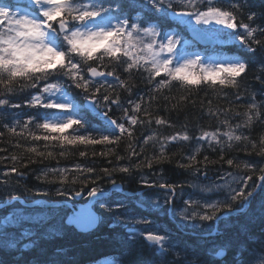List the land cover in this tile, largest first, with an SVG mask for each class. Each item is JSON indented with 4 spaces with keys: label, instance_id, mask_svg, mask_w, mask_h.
<instances>
[{
    "label": "snow or ice",
    "instance_id": "1",
    "mask_svg": "<svg viewBox=\"0 0 264 264\" xmlns=\"http://www.w3.org/2000/svg\"><path fill=\"white\" fill-rule=\"evenodd\" d=\"M255 8V0H0V127L4 129L0 139L7 133L31 144H21L18 139L12 146L21 149V154L0 156V162L10 160L14 165L4 176L14 173L23 177L15 165L27 168L44 160L59 161L80 147L85 149L79 151L81 158L88 156L87 149L100 145L106 151H93V157L115 156L118 162L115 167L99 169V174L95 167L80 163L42 169L38 181L60 185L55 191L59 199L28 201L29 205H43L42 209L30 211L14 205L12 202L20 199L15 195L4 200L8 211L0 217V254L11 259L6 261L0 255V264H77L67 259L70 253L59 241L91 236L105 223L124 231L119 239L111 237L118 251L97 264H252L254 251L264 253V239L249 240L246 232L243 240L215 239L223 234L221 224L226 230L234 216L253 211L254 203L258 205L256 214L264 221V165L225 159V150L234 142H243L245 148L251 144L264 158V135L259 142L244 135L245 129L264 118V93L257 101L253 92L242 114L231 107L210 106L207 115L217 120V127L201 128L195 138L189 135L187 124L183 132L167 137L153 132L139 143L134 132L137 126L153 122L173 127L165 118L153 116L152 105L160 99L175 100L171 110L180 111L193 90L239 89L250 67L246 57L258 47L264 48V27L255 23L264 19V8ZM245 15L248 23L241 19ZM222 36L227 42L238 41L245 54L224 55L217 47L224 42L219 40ZM137 74L149 91L132 100ZM255 79L264 86V65ZM174 86L182 94L178 98L165 96ZM122 92L128 93L126 103ZM79 95L83 101L77 99ZM20 97H24L22 102H12ZM20 109L35 114L27 115L23 122H4L5 112L14 117L25 115L16 111ZM114 109L122 112L119 119L111 115ZM165 110H169L167 106ZM241 115L242 122L233 125L231 119ZM92 119L102 123L93 124ZM125 139L127 158L138 161L134 165L119 163L125 157L116 153ZM193 139L197 146L184 157L187 163L177 162V167L205 180L209 165L226 164L236 171H223L208 184L169 183L162 173L157 174L158 180L141 176L137 181L140 188L164 192L163 201L150 199L143 192H128L111 179L114 173L130 176L145 166L151 169L153 164L170 162L167 146ZM149 144L158 147V154L144 155ZM204 144L212 151L219 149L218 160L207 155L198 159ZM105 177L111 184L107 190L101 186ZM3 183H8L7 179ZM78 183L79 190L69 189L68 185ZM185 187L193 191L184 193ZM25 191H35L40 197L50 194L42 188ZM85 191L87 202L76 203ZM185 194L188 199H183ZM207 194L216 199H208ZM178 197L183 199L179 210ZM130 201L148 215L127 213ZM161 214L174 223L175 232L166 224H156L153 216ZM208 221L215 227L205 224ZM141 241L151 249L147 259ZM31 253L35 255L29 258Z\"/></svg>",
    "mask_w": 264,
    "mask_h": 264
},
{
    "label": "trees",
    "instance_id": "2",
    "mask_svg": "<svg viewBox=\"0 0 264 264\" xmlns=\"http://www.w3.org/2000/svg\"><path fill=\"white\" fill-rule=\"evenodd\" d=\"M256 8L254 10L259 11L261 8H264V0H255ZM247 9H245V13ZM245 23H248L246 19V15L241 17ZM256 24H259L261 27H264V19H258ZM172 27L176 25L171 24ZM223 41L226 42L224 45H218V50L221 51L224 55H244L246 50L241 49L239 47V42H227V37L222 36ZM261 38V37H257ZM250 61V67L248 69L247 75L240 81L239 89H225L224 92H220L219 89L213 91L210 88H201L199 90H193L188 93L189 102L185 105H182L180 111L171 110L172 105L176 103L175 100L164 101L160 99L157 102H154L152 107L154 109L153 116H160L170 121L173 127H169L167 125L157 126L154 122L149 126L145 124L143 127L137 126L134 129L135 137L137 143L142 141L144 136L150 135L153 132H156L158 136L167 137L175 132H183L184 125L187 124L189 135L195 138L199 135V129L204 130H215L217 127V120L215 118H210L207 115V111L211 106L212 109L216 108H229L231 107L235 112L243 113L246 110V105L250 102V97L253 92L257 93L256 99L260 101L262 99L260 93H264V86L255 79L257 75L261 74L262 65H264V48H257L255 54H249L246 57ZM123 78V77H122ZM135 88L134 94L130 97L132 100H136L137 97L141 93H148L149 85L141 78L139 74H137L134 78ZM182 93L178 91V86H174L171 92L165 91V96H175L179 97ZM227 96L225 99L224 96ZM236 96L242 97L240 100H235ZM24 97H20L17 99H13V103H20ZM122 101L126 103V100L129 98L128 93H121ZM79 101H83V95H79L77 97ZM191 101H195L193 105ZM209 101H211V105H209ZM169 109L165 110V107ZM16 111H22L25 115H20L18 117H14L11 112L3 113L4 122H10L12 119H19L23 122L26 119L27 115L35 114L32 110L29 109H20ZM264 111V109H262ZM114 118L119 119L122 115V112L113 110L111 113ZM232 116L233 114L230 112L228 114ZM220 119H224L223 116ZM244 119L243 115L239 117H233L231 119V123L233 125L242 122ZM93 124L102 123L98 119H92ZM0 131H4L2 127H0ZM244 135L250 136L253 141L259 142V139L262 135H264V118H262V122H257L250 129L244 130ZM20 140L21 144H27L31 146L30 143L24 141L22 138L10 137L7 133H5L4 137L0 139V149L6 148V152H0V156H10L12 154H21V149L14 148L12 145ZM43 142H41L42 144ZM128 141L123 140L117 149V155L125 157L124 160L120 161V164H136L138 161L136 158L129 160L128 153L126 151ZM195 139L191 142H180L173 143L167 146L166 151L168 156L171 158L170 162H163L160 164H153L151 169L146 166L140 170H134L132 174L125 175L122 173H114L111 177L112 180H115L117 183H121L125 190L130 192H143L145 193L148 188H140V185L137 181L141 176L147 177L149 180H158L161 177L157 174L162 173V178L167 180L169 183H175L180 181H188L190 178L198 177L203 178L202 176L192 175L190 174L191 170L186 171L183 168L177 167V162L187 163L184 159L185 156L190 155L194 150L192 147L195 144ZM259 149L257 148L256 151ZM58 151V149H57ZM79 151H85L83 147H80L77 151H75L72 155L68 156L64 159H56L52 160H44L43 162H37L29 165V167L24 168L20 165H15L20 172H23L25 175L23 177L17 176L16 174H12L8 177L0 178V202L3 203L9 196H19L24 200H32L34 198L40 197L37 196L35 191L26 192L25 189H36L42 188L47 189L49 191V196L42 197L49 201L59 199L55 196L56 188H58L59 184L48 185L42 181H38L36 179L37 175H39L40 171L44 168H55V167H70L74 163L84 164L86 166L95 167L99 174V169L108 167L112 168L117 166V161L115 156H111L108 158L96 155L93 157L91 153L95 151L99 154L102 151H106L103 146L97 145L94 149L89 148L88 156L81 158L79 157ZM136 151L139 152V147L136 148ZM256 151L252 150L251 144L247 145L245 148V144L243 142H234L232 148L225 150V159L235 158L237 161H249L251 163L257 165H264V158H261L256 154ZM158 154V147H153L152 144L146 146V151L144 155L152 156ZM207 155L210 160H218L220 151L217 148L215 151H212L207 147V144L203 145V150L198 155V159L202 160L203 157ZM143 156L139 159L143 160ZM111 160V163H109ZM23 163V162H21ZM223 163V162H221ZM14 165L10 160H5L0 162V171H6L7 169L13 167ZM223 171H236L235 168H229L226 164H213L209 165V170L207 175L216 176ZM7 179L8 183H3ZM255 179V175L253 176ZM101 186L104 189H107L111 184L107 177L103 179L101 182ZM70 190H79L81 185L78 183L75 186L68 185ZM86 192V191H85ZM147 193V192H146ZM259 200V197H257ZM16 202V201H13ZM12 202V203H13ZM19 202V201H18ZM253 211H249L248 214L241 215L239 217L234 216L232 219L231 225L225 230L224 225L220 226L222 230V235L215 237L217 241H225V240H234L239 238L243 240L245 238L244 233H247V239L249 240H257L264 239V221H261L258 214V205L256 203L252 206ZM0 209V217L2 214L6 212V207L1 206ZM127 213L130 215L141 214L142 216H147L148 213L146 211H141L140 208L136 206V204L132 201L129 202L128 207L125 209ZM153 219L156 223L166 224L175 232L174 223L169 220L167 216H153ZM210 224L214 225L213 222ZM243 229V231H242ZM124 229L121 228H110L108 224H102L99 226L97 231L91 236H70L67 239L59 241L62 243L66 249L70 253L67 259L77 261V264H93V261L99 260L102 257L113 254L118 251L111 237L115 236L117 239L123 234ZM194 235L195 233H191ZM143 245V249L146 248L147 244L141 241ZM144 251V250H143ZM3 258L8 261L11 257L7 254H0ZM35 253H31L29 258L34 256ZM255 259L252 261V264H264V253H260L259 251H254ZM260 255V256H259ZM151 256V249L147 248V254L143 253V258L147 259ZM260 257V258H259ZM135 258V257H129ZM262 259V260H261Z\"/></svg>",
    "mask_w": 264,
    "mask_h": 264
},
{
    "label": "rangeland",
    "instance_id": "3",
    "mask_svg": "<svg viewBox=\"0 0 264 264\" xmlns=\"http://www.w3.org/2000/svg\"><path fill=\"white\" fill-rule=\"evenodd\" d=\"M204 27H206V26H204ZM219 40H221V39L219 38ZM196 146H197V144L195 143L193 145V147H196ZM209 176H212L213 178H208L207 180H205L203 178L200 179V178L197 177L196 179L191 180V183L208 184L211 181H215L217 179V176L216 177H214L213 175H209ZM2 177H4V172L3 171H0V178H2ZM145 178H147V177H145ZM192 191L193 190L191 188H188V187H185V189H184V193H191ZM146 192L149 193V194H146L148 198H150V199H157V198H159L161 201H163V197L165 195L164 192L158 191L156 189H149V188H148V190ZM207 198L208 199H216L215 196H212L210 194H207ZM183 199H188V195L185 194L183 196ZM183 199H180L179 197L177 198V200H176L177 210H179L180 208L183 207ZM29 210L31 211V210H39V209L38 208H29ZM3 214H2V216H3ZM196 223H199V221H197ZM209 223H211V221L205 222V224H209Z\"/></svg>",
    "mask_w": 264,
    "mask_h": 264
},
{
    "label": "bare ground",
    "instance_id": "4",
    "mask_svg": "<svg viewBox=\"0 0 264 264\" xmlns=\"http://www.w3.org/2000/svg\"><path fill=\"white\" fill-rule=\"evenodd\" d=\"M190 180V179H189ZM189 180H188V182H189ZM162 225H165V224H162ZM261 253V252H260ZM260 256V255H259ZM260 258V257H259ZM264 259V258H263ZM262 260V259H261Z\"/></svg>",
    "mask_w": 264,
    "mask_h": 264
},
{
    "label": "water",
    "instance_id": "5",
    "mask_svg": "<svg viewBox=\"0 0 264 264\" xmlns=\"http://www.w3.org/2000/svg\"><path fill=\"white\" fill-rule=\"evenodd\" d=\"M117 185H119V184H117ZM87 202V201H86ZM86 202H84V203H86ZM84 203H82V204H84ZM32 204V203H31Z\"/></svg>",
    "mask_w": 264,
    "mask_h": 264
}]
</instances>
